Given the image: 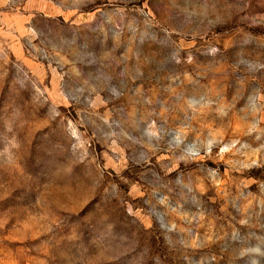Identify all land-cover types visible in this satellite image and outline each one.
<instances>
[{"label":"rangeland","instance_id":"1","mask_svg":"<svg viewBox=\"0 0 264 264\" xmlns=\"http://www.w3.org/2000/svg\"><path fill=\"white\" fill-rule=\"evenodd\" d=\"M0 264H264V0H0Z\"/></svg>","mask_w":264,"mask_h":264}]
</instances>
